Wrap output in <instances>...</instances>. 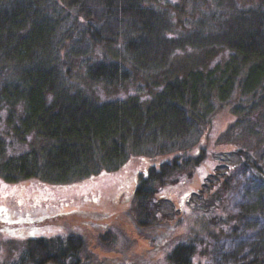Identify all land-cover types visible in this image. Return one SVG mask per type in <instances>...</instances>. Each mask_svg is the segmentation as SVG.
<instances>
[{
	"label": "trees",
	"instance_id": "obj_1",
	"mask_svg": "<svg viewBox=\"0 0 264 264\" xmlns=\"http://www.w3.org/2000/svg\"><path fill=\"white\" fill-rule=\"evenodd\" d=\"M116 42L121 52L108 56L104 45ZM73 60L86 61L82 75L93 84L135 79L133 71L144 77L123 97H101L72 76ZM225 104L233 118L218 141L235 144L236 164L264 195V0H0L3 185L35 179L56 186L115 171L132 156L173 154L139 171L129 198L133 227L153 230L165 221L160 187L192 177L205 151L189 150ZM14 140L27 149L11 148ZM236 164L218 186L232 181ZM73 213L81 223L105 218ZM226 217L231 228L242 216ZM256 237L253 252L264 246V229ZM196 241L173 245L168 263L189 264ZM85 249L75 231L29 237L21 261L10 264H93L90 255L81 260ZM260 255L237 264H264Z\"/></svg>",
	"mask_w": 264,
	"mask_h": 264
},
{
	"label": "rangeland",
	"instance_id": "obj_2",
	"mask_svg": "<svg viewBox=\"0 0 264 264\" xmlns=\"http://www.w3.org/2000/svg\"><path fill=\"white\" fill-rule=\"evenodd\" d=\"M244 1L236 0V4L239 6ZM104 47L109 50L104 49L108 56L111 51L121 52L118 42ZM101 50L98 47L90 55L92 60L98 59ZM73 61L72 76L92 85L101 97H123L144 77L143 71H133L135 79L130 76L126 81L113 84H93L82 75L86 61H82V65H77L79 60ZM232 118L226 104L211 114L200 138L189 150L190 154H195L203 148L204 159L190 179L160 187L159 195L167 199L160 206L165 221L153 230L141 231L133 227L126 214L129 198L137 173L147 164L158 165L170 160L173 154L132 156L115 171L56 186L35 179L5 185L0 182V264L19 262L29 237L64 235L70 231L84 236L86 249L80 257L84 261L90 255L93 264H169L166 254L171 247L191 238L197 241L189 264H237L261 256L264 246L255 252L251 246L256 235L264 229V216L260 211L264 207L263 186L249 171L236 164L235 144L218 141L220 132ZM27 147L28 142L15 140L11 146L17 151ZM232 164H236L233 170H228L232 181H228L227 187L218 186V181L220 185L225 179L223 172ZM194 191L198 193L191 194ZM247 208L253 210L246 213ZM74 211H96L105 218L95 224L81 223ZM63 214L66 215L60 219L34 224ZM227 214L242 217L229 228L232 222L223 221L227 220ZM106 230L114 234L110 241H102L99 237Z\"/></svg>",
	"mask_w": 264,
	"mask_h": 264
}]
</instances>
